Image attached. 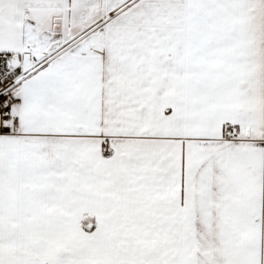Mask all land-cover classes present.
Returning <instances> with one entry per match:
<instances>
[{
    "label": "snow or ice",
    "instance_id": "6c2138e0",
    "mask_svg": "<svg viewBox=\"0 0 264 264\" xmlns=\"http://www.w3.org/2000/svg\"><path fill=\"white\" fill-rule=\"evenodd\" d=\"M0 264H264V0H0Z\"/></svg>",
    "mask_w": 264,
    "mask_h": 264
}]
</instances>
